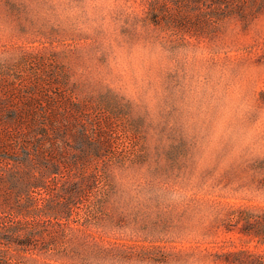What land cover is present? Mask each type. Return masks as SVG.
Instances as JSON below:
<instances>
[{
  "label": "rangeland",
  "instance_id": "374dc122",
  "mask_svg": "<svg viewBox=\"0 0 264 264\" xmlns=\"http://www.w3.org/2000/svg\"><path fill=\"white\" fill-rule=\"evenodd\" d=\"M181 2L0 0V99L61 94L79 108L63 124L70 159L85 134L100 151L176 156L173 183L207 186L264 126V12Z\"/></svg>",
  "mask_w": 264,
  "mask_h": 264
},
{
  "label": "trees",
  "instance_id": "16d2710c",
  "mask_svg": "<svg viewBox=\"0 0 264 264\" xmlns=\"http://www.w3.org/2000/svg\"><path fill=\"white\" fill-rule=\"evenodd\" d=\"M202 1L264 12V0ZM10 104L0 99V264H264V126L230 171L193 188L173 183L176 156L100 151L85 134L70 159L63 124L79 108L61 94Z\"/></svg>",
  "mask_w": 264,
  "mask_h": 264
}]
</instances>
